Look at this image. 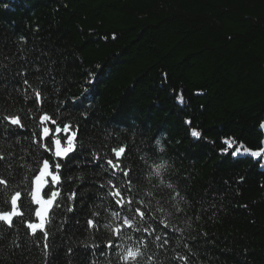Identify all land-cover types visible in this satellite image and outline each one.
I'll use <instances>...</instances> for the list:
<instances>
[{"label": "trees", "instance_id": "trees-1", "mask_svg": "<svg viewBox=\"0 0 264 264\" xmlns=\"http://www.w3.org/2000/svg\"><path fill=\"white\" fill-rule=\"evenodd\" d=\"M0 65V115H19L24 125L0 140V155L12 159L0 161V178L10 181L0 189V210H9V193L27 185L45 157L43 127L72 125L83 150L72 154L80 159L65 169L61 207L49 217L54 252L45 256L44 241L21 224L0 233V264H91L94 244L122 227L105 195L111 170L100 167L121 146L130 150L125 163L148 177L133 192L145 209L162 205L152 215L171 221L156 234L172 239L160 260L150 259L158 242L145 247L126 229L117 251L141 248L140 264H189L181 256L264 264V157L222 151L225 139L264 148V0H0ZM44 114L58 123L41 125ZM30 207L29 195L23 210ZM87 218L108 227L86 228ZM108 259L117 264L99 256L101 264Z\"/></svg>", "mask_w": 264, "mask_h": 264}, {"label": "snow or ice", "instance_id": "snow-or-ice-1", "mask_svg": "<svg viewBox=\"0 0 264 264\" xmlns=\"http://www.w3.org/2000/svg\"><path fill=\"white\" fill-rule=\"evenodd\" d=\"M113 39H115V36H113ZM4 67L5 66L0 65V72L3 71ZM18 75H21L23 83L27 85L28 80L23 77V74L18 73ZM88 83H94V80L90 79ZM89 91L90 89L85 88V93ZM35 97L39 100L41 98V93L37 91ZM72 107L74 109L75 106L73 105ZM64 110L68 111L69 108L66 107ZM38 119L41 125L50 119L52 125L58 123L54 117L50 118L47 114L39 116ZM133 123H135V121H133ZM185 123L191 124V121H185ZM10 126H12V130L8 131ZM23 127L24 125L21 116L10 114L0 115V140L6 141L7 138H10L12 135L18 134V130ZM121 127H123V125H121ZM260 128L264 129V123L260 124ZM52 132L55 133V138L52 137ZM191 136L199 139L201 137V132L192 130ZM39 139L45 141L43 146L45 157L37 160V169L29 179L28 184L9 193L10 199L5 201L9 203V210H0V233H6L23 224L25 229L30 230L31 235L44 241L42 247L45 256H48L50 252H54L55 248L54 243L51 245L48 243L51 229L47 227V225L49 223V217H51L53 221L55 220L56 213L53 209L61 207V201L58 199L61 193L58 189L63 186L62 180H67L65 169L74 160L80 159V155H83V150L82 146L78 148L75 143L78 139V133L73 130L72 125L66 123L62 126L51 128L43 127L42 133L38 136V140ZM62 143L66 144V146L62 147ZM154 143L159 145L160 138H156ZM223 143L226 145V148L222 149V151L227 154L228 151L231 150V155L233 157L243 154H249L254 158L264 157V148L250 150L243 143L230 139H225ZM159 150L162 153L165 152L164 147H160ZM126 152H130V150L126 149L124 146H121L118 149L113 148L112 153L114 159L109 158L106 160V165L108 167H105L104 164L100 165V167L105 168V171H109V169L111 170L108 183L111 185L112 190L106 192L105 195L112 198V216L114 218H120L122 227H115L110 231L108 236L101 239L99 243L94 244L88 252V259L91 261V264H101L99 260L100 255H103L105 258L115 256L117 258V264H140V258L143 255L141 248H127L122 251H117L118 245L116 241L130 235L126 229L134 230L136 233H139L144 239L145 247L150 245L153 240L158 242L156 247L160 251L156 252L153 257H148L150 259L160 260L165 245H168L172 239V237L166 233L163 235L156 234L157 232H160L161 229L171 228L170 219L168 222H165L163 220H158L157 217L152 215L153 212H162L163 206L161 205L159 208L145 209L143 206L147 202L140 199L138 190L137 192H133V185L138 184L140 179L147 180L148 177L144 169H140L138 174L135 165L129 167L125 163L127 160V156L125 155ZM74 153H79L80 155L74 157L72 155ZM53 157L55 160H53ZM93 158L97 159V157ZM164 158V156L159 157V159ZM0 161H4L5 164L12 163V159L6 155H0ZM87 163H91V161H87ZM161 167H164V165L161 164L157 166V177L160 175L159 168ZM118 173L119 175H117ZM133 177H135V179H133ZM117 181L120 183H117ZM121 184H123L124 187H121ZM9 187L10 181L6 178H0V189L7 191ZM100 187L104 188L105 185L101 184ZM186 187L187 185H185V189ZM262 187H264V185H262ZM25 188H27V192L24 191ZM168 188H173L172 182H169ZM0 195H3V193L0 192ZM29 195L31 207L25 212L23 210V203ZM176 195L185 199L188 198L185 190L177 191ZM74 197L75 194H72L69 199H73ZM133 205L136 206L133 207ZM245 207L247 206L245 205ZM66 210L71 212L74 211V208L69 207ZM33 211L35 220H37L38 223L32 222L31 213ZM94 215H99V213H94ZM85 223L86 228H91L94 231H100L101 229L108 227L93 218H87ZM37 230H39V233ZM65 254L71 255V250H66ZM165 259L169 258L165 257ZM179 259L186 260L189 264H195V262L190 261L187 256H181ZM45 264H47V261ZM107 264H111L110 259L107 260ZM161 264H164V262L161 261Z\"/></svg>", "mask_w": 264, "mask_h": 264}, {"label": "rangeland", "instance_id": "rangeland-1", "mask_svg": "<svg viewBox=\"0 0 264 264\" xmlns=\"http://www.w3.org/2000/svg\"><path fill=\"white\" fill-rule=\"evenodd\" d=\"M262 123H264V121L262 122ZM263 131H264V129H263ZM263 142H264V140H263ZM47 179V178H46ZM38 223V222H37Z\"/></svg>", "mask_w": 264, "mask_h": 264}]
</instances>
